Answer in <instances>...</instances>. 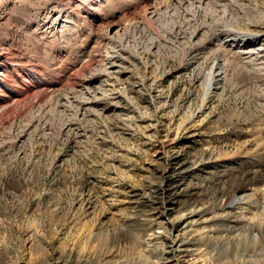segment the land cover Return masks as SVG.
<instances>
[{"label":"rangeland","instance_id":"374dc122","mask_svg":"<svg viewBox=\"0 0 264 264\" xmlns=\"http://www.w3.org/2000/svg\"><path fill=\"white\" fill-rule=\"evenodd\" d=\"M262 190L264 0H0V264H264Z\"/></svg>","mask_w":264,"mask_h":264},{"label":"bare ground","instance_id":"6f19581e","mask_svg":"<svg viewBox=\"0 0 264 264\" xmlns=\"http://www.w3.org/2000/svg\"><path fill=\"white\" fill-rule=\"evenodd\" d=\"M214 70V74H212V80L215 82L216 78L219 76V72H217L219 69L217 67L213 68ZM262 205H261V208H260V211L256 213V219L260 221V224L264 225V190H262ZM253 219V218H252ZM253 258V257H252ZM253 262L251 261V264Z\"/></svg>","mask_w":264,"mask_h":264}]
</instances>
